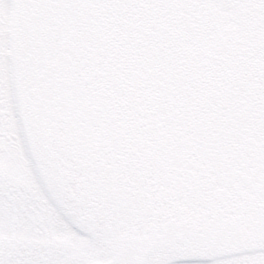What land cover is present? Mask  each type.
<instances>
[{
  "label": "trees",
  "instance_id": "obj_1",
  "mask_svg": "<svg viewBox=\"0 0 264 264\" xmlns=\"http://www.w3.org/2000/svg\"><path fill=\"white\" fill-rule=\"evenodd\" d=\"M97 1L99 38L92 52L83 48L78 58L50 48L51 63L59 67L48 74L49 87L60 91L55 106L48 105L46 136L62 162L56 165L64 189L74 183L76 193L88 195L87 208L100 201L99 164L111 151L117 162L143 167L144 194L164 188L187 193L211 216L224 203L259 200L264 0ZM225 12L239 16L235 32L230 19L222 25ZM53 16L63 33L66 13L53 11L49 20ZM50 27L47 37H59ZM247 81L256 87L244 91Z\"/></svg>",
  "mask_w": 264,
  "mask_h": 264
},
{
  "label": "rangeland",
  "instance_id": "obj_2",
  "mask_svg": "<svg viewBox=\"0 0 264 264\" xmlns=\"http://www.w3.org/2000/svg\"><path fill=\"white\" fill-rule=\"evenodd\" d=\"M59 3L0 0V264H264V190L252 205L224 203L211 216L187 193L144 194L143 167L121 164L111 151L99 164L100 201L87 208L88 195L76 193L74 183L64 189L56 165L62 162L46 136L48 105L60 91L49 87L48 74L59 67L50 48L78 58L83 48L92 52L99 3ZM56 10L67 15L63 33L58 16L49 20ZM238 17L225 12L221 23L230 19L235 32ZM49 26L59 36L53 41ZM247 82L244 91L256 87Z\"/></svg>",
  "mask_w": 264,
  "mask_h": 264
},
{
  "label": "flooded vegetation",
  "instance_id": "obj_3",
  "mask_svg": "<svg viewBox=\"0 0 264 264\" xmlns=\"http://www.w3.org/2000/svg\"><path fill=\"white\" fill-rule=\"evenodd\" d=\"M62 178L63 179H65L66 178V175L64 174V175H62ZM254 205V204H253ZM255 205H258V206H260L261 204H260V202H255Z\"/></svg>",
  "mask_w": 264,
  "mask_h": 264
}]
</instances>
